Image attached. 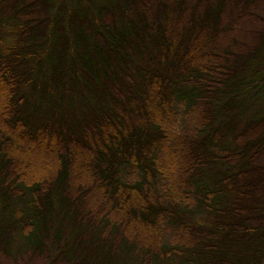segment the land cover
<instances>
[{
	"label": "trees",
	"instance_id": "obj_1",
	"mask_svg": "<svg viewBox=\"0 0 264 264\" xmlns=\"http://www.w3.org/2000/svg\"><path fill=\"white\" fill-rule=\"evenodd\" d=\"M264 264V0H0V263Z\"/></svg>",
	"mask_w": 264,
	"mask_h": 264
},
{
	"label": "rangeland",
	"instance_id": "obj_2",
	"mask_svg": "<svg viewBox=\"0 0 264 264\" xmlns=\"http://www.w3.org/2000/svg\"><path fill=\"white\" fill-rule=\"evenodd\" d=\"M0 264H6L5 262H2V263H0Z\"/></svg>",
	"mask_w": 264,
	"mask_h": 264
}]
</instances>
